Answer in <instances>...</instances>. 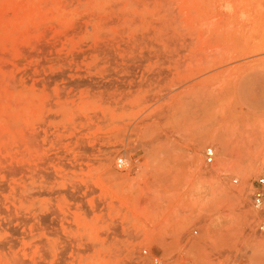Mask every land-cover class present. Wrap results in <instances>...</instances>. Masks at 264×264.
<instances>
[{
	"label": "rangeland",
	"instance_id": "374dc122",
	"mask_svg": "<svg viewBox=\"0 0 264 264\" xmlns=\"http://www.w3.org/2000/svg\"><path fill=\"white\" fill-rule=\"evenodd\" d=\"M263 172L264 0H0V264H264Z\"/></svg>",
	"mask_w": 264,
	"mask_h": 264
},
{
	"label": "built area",
	"instance_id": "2783aa9c",
	"mask_svg": "<svg viewBox=\"0 0 264 264\" xmlns=\"http://www.w3.org/2000/svg\"><path fill=\"white\" fill-rule=\"evenodd\" d=\"M215 149L212 147L207 148L205 152V158L207 164H212L215 159ZM128 164L125 159L120 158L118 159V166L120 168L126 167ZM237 182V181H236ZM253 207L258 211H263L264 209V172L263 175L260 176L258 179V186L255 189L253 194ZM259 229L262 233H264V221L261 222ZM243 264H251V263H243Z\"/></svg>",
	"mask_w": 264,
	"mask_h": 264
},
{
	"label": "bare ground",
	"instance_id": "6f19581e",
	"mask_svg": "<svg viewBox=\"0 0 264 264\" xmlns=\"http://www.w3.org/2000/svg\"><path fill=\"white\" fill-rule=\"evenodd\" d=\"M219 168H227V169H230L231 165L230 163H228L227 161H224L223 163H221V166L219 164L218 166Z\"/></svg>",
	"mask_w": 264,
	"mask_h": 264
}]
</instances>
